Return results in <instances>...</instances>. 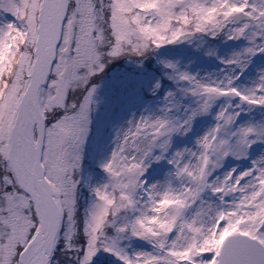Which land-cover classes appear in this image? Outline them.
Masks as SVG:
<instances>
[{"label": "snow or ice", "instance_id": "6c2138e0", "mask_svg": "<svg viewBox=\"0 0 264 264\" xmlns=\"http://www.w3.org/2000/svg\"><path fill=\"white\" fill-rule=\"evenodd\" d=\"M218 40L243 42L219 74L161 61L159 114L130 120L86 176L91 78L170 45L215 56ZM261 55L264 0H0V264H264V151L221 171L264 145V120L240 122L264 110V67L242 79Z\"/></svg>", "mask_w": 264, "mask_h": 264}, {"label": "rangeland", "instance_id": "374dc122", "mask_svg": "<svg viewBox=\"0 0 264 264\" xmlns=\"http://www.w3.org/2000/svg\"><path fill=\"white\" fill-rule=\"evenodd\" d=\"M215 45V56H206L203 51H196L193 45L184 44L189 48L187 53H180L181 50H176L183 44L170 45L158 50L153 56L139 63L136 58L123 61L125 68L119 72H112L111 76L106 80L100 82L95 86V106L94 111L91 114L90 131L87 137L86 144L84 146L83 160L88 158L93 159L92 146L95 141L103 144L102 152L105 153V158L110 154L114 147V140L117 132L126 129L128 122L138 119L143 114L151 112H157L164 101L163 97L165 92L173 90L172 87H166L165 89H158L153 95V85L159 81L160 77L165 76L167 70L157 71V66H161V61L178 63V67L181 70H187L190 74L205 76L209 74H219L220 69L223 67L219 63L220 58H226L233 51H237L243 46V42L237 41H215L212 42ZM221 45V46H220ZM190 46V47H189ZM220 46V47H219ZM193 49V53L191 51ZM148 60V61H147ZM152 61V62H151ZM163 65V64H162ZM264 67V55L256 56L252 58V62L249 69L242 79L248 80L254 74L255 70ZM150 70H146V69ZM228 71L227 68L224 69ZM161 90L162 96H158L157 92ZM142 96H149L148 100L143 104L139 99ZM139 98V99H138ZM186 106L188 101H183ZM213 114L208 116L197 118L193 123L192 131L187 137L174 138V147H184L185 145L191 146L193 141L199 135L213 124ZM180 116V112L175 113ZM100 116V117H99ZM264 120V110L254 109L248 112L246 115H242L241 123L244 122H258ZM93 125L96 126L95 131L91 134ZM90 141V142H89ZM264 151V145H254L250 149V155L248 160L236 161L231 158L224 162V168L221 171H225L229 168L236 167L238 171L243 170L250 166L251 159H254L258 154ZM103 158V155H102ZM163 164L159 166H153L149 169V175H153L155 171L164 168ZM88 175L96 176L91 170ZM98 177V176H97Z\"/></svg>", "mask_w": 264, "mask_h": 264}, {"label": "trees", "instance_id": "16d2710c", "mask_svg": "<svg viewBox=\"0 0 264 264\" xmlns=\"http://www.w3.org/2000/svg\"><path fill=\"white\" fill-rule=\"evenodd\" d=\"M123 61H125V59L114 60L111 63L106 64L104 70L98 73L96 76L92 77L90 82L93 83L96 80L101 79L104 75H106L113 68L121 66ZM110 260H113V259L103 253H100L95 259V264H108Z\"/></svg>", "mask_w": 264, "mask_h": 264}]
</instances>
